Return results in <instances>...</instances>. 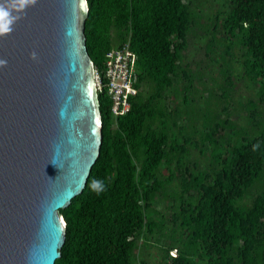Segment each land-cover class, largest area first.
I'll return each mask as SVG.
<instances>
[{"label":"trees","instance_id":"trees-1","mask_svg":"<svg viewBox=\"0 0 264 264\" xmlns=\"http://www.w3.org/2000/svg\"><path fill=\"white\" fill-rule=\"evenodd\" d=\"M197 1L86 0L93 66L101 70L106 52L129 39L137 93L114 118L105 90L97 92L100 155L82 193L60 210L66 232L55 264H132L138 242L147 246L153 235L164 241L158 264H264V0H227L215 16L212 30L227 41L210 40L205 52L223 84L202 107L198 73L183 60L190 34L208 33ZM234 64L257 88L255 99L232 107ZM240 112L239 128L230 115ZM191 150L207 151L206 162Z\"/></svg>","mask_w":264,"mask_h":264},{"label":"water","instance_id":"water-1","mask_svg":"<svg viewBox=\"0 0 264 264\" xmlns=\"http://www.w3.org/2000/svg\"><path fill=\"white\" fill-rule=\"evenodd\" d=\"M86 0H0V264H55L100 155Z\"/></svg>","mask_w":264,"mask_h":264},{"label":"rangeland","instance_id":"rangeland-1","mask_svg":"<svg viewBox=\"0 0 264 264\" xmlns=\"http://www.w3.org/2000/svg\"><path fill=\"white\" fill-rule=\"evenodd\" d=\"M228 4L227 0H199L194 3L195 6L198 7L199 12V21L200 23H203L204 25H207L208 27V33L206 34H200L199 31L192 32L190 36L188 37V47L185 50L184 58L183 60L185 62L190 63L191 69L198 73L195 81V85L197 87L196 92V105L199 107H202L204 104V97L211 96V98H214V96L218 93H220V87L223 84V79L217 75V68L218 66L213 64V56H207L205 52V46L210 43V40H213L214 42L219 43L220 45H224L225 41H227L225 38L222 37L221 31L212 30V24L214 22L215 16L220 14L222 11L226 10V6ZM220 16V15H219ZM218 16V17H219ZM210 53L213 54L214 51L210 50ZM233 54L237 59L241 56L240 46L235 47L233 50ZM234 73L239 76V80L235 79L236 83V89L234 93L232 94V107L236 106V101L245 102L246 100L250 98H256V88L254 84H251L247 80H243L241 77H243V73L241 72V68L239 64H234ZM214 81H216V86L214 85ZM248 86V88H247ZM213 88L212 91L210 89ZM191 95V94H190ZM193 96V94H192ZM199 96H202L203 98H198ZM167 97L173 102V105H179V100H175L174 97L167 93ZM212 106H214L211 103ZM186 109H188L186 107ZM231 110V107H230ZM259 110L263 113V120H264V107L259 106ZM240 116H244L243 112L240 113H232L230 115V119L234 121V125L236 127H244L245 122L243 120H238L237 118ZM192 155L197 158L201 163L204 161L206 162L207 159V151L204 155H201L199 151L197 150H191ZM165 172V169L162 170ZM168 198H164L162 201H167ZM162 205V204H161ZM158 211L163 212V214H166V211L163 210V208L160 206L158 208ZM157 239V235H153L152 238H150L149 244L147 246L144 245L143 241L138 242V248L134 251V257H133V263L132 264H158L160 257H161V251L160 248L162 247V242L164 244V241L159 243L158 245L155 243V240ZM153 242V243H152ZM164 251V250H163ZM170 255H175L176 252L174 250L169 251Z\"/></svg>","mask_w":264,"mask_h":264},{"label":"built area","instance_id":"built-area-1","mask_svg":"<svg viewBox=\"0 0 264 264\" xmlns=\"http://www.w3.org/2000/svg\"><path fill=\"white\" fill-rule=\"evenodd\" d=\"M97 92L105 90L111 100L110 112L114 118L126 114L137 93V75L134 68V53L129 39L109 49L101 70L93 66Z\"/></svg>","mask_w":264,"mask_h":264},{"label":"clouds","instance_id":"clouds-1","mask_svg":"<svg viewBox=\"0 0 264 264\" xmlns=\"http://www.w3.org/2000/svg\"><path fill=\"white\" fill-rule=\"evenodd\" d=\"M92 187H93L94 190H96V191L99 192V191H102L103 190L104 185H103V182L102 181H100V180H94L92 182Z\"/></svg>","mask_w":264,"mask_h":264}]
</instances>
